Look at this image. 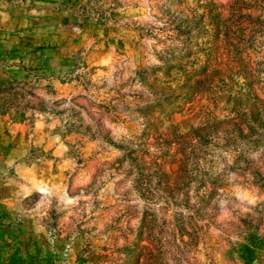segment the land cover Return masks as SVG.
<instances>
[{
  "label": "rangeland",
  "instance_id": "374dc122",
  "mask_svg": "<svg viewBox=\"0 0 264 264\" xmlns=\"http://www.w3.org/2000/svg\"><path fill=\"white\" fill-rule=\"evenodd\" d=\"M0 264H264V0H0Z\"/></svg>",
  "mask_w": 264,
  "mask_h": 264
}]
</instances>
